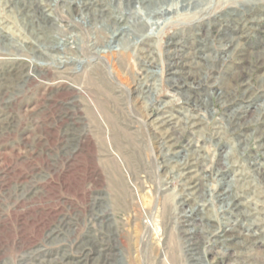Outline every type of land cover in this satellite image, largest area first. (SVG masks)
Wrapping results in <instances>:
<instances>
[{
  "label": "rangeland",
  "instance_id": "obj_1",
  "mask_svg": "<svg viewBox=\"0 0 264 264\" xmlns=\"http://www.w3.org/2000/svg\"><path fill=\"white\" fill-rule=\"evenodd\" d=\"M0 264H264V0H0Z\"/></svg>",
  "mask_w": 264,
  "mask_h": 264
},
{
  "label": "built area",
  "instance_id": "obj_2",
  "mask_svg": "<svg viewBox=\"0 0 264 264\" xmlns=\"http://www.w3.org/2000/svg\"><path fill=\"white\" fill-rule=\"evenodd\" d=\"M44 1V0H43Z\"/></svg>",
  "mask_w": 264,
  "mask_h": 264
}]
</instances>
